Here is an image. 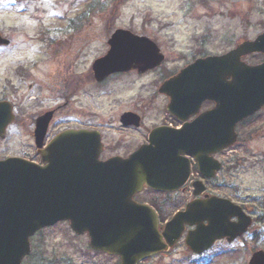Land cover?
Masks as SVG:
<instances>
[{
	"label": "water",
	"instance_id": "water-1",
	"mask_svg": "<svg viewBox=\"0 0 264 264\" xmlns=\"http://www.w3.org/2000/svg\"><path fill=\"white\" fill-rule=\"evenodd\" d=\"M110 36L107 53L92 64L97 82L117 73L143 74L164 59L145 37L125 30ZM8 44L0 34V47ZM256 53L264 55V32L225 55L196 60L158 89L159 94L170 97L171 112L185 101L194 105L204 100L214 102L212 131L218 135L210 141L213 151L234 143L235 126L264 107V62L252 66L241 61ZM8 114L7 105L0 103V137ZM212 114L206 115L208 122ZM125 117L134 119L130 114ZM50 118L51 112L36 120L38 147ZM99 142L96 132L65 131L48 144L42 155L43 167L20 158L0 161V264H21L30 254V238L58 222H67L76 235L86 234L91 249L118 256L121 264H138L173 247L186 224L195 229L187 234L185 244L197 254L216 240L234 241L250 226V219L237 206L230 205L227 216H222L218 202L210 200L189 204L158 235L152 209L135 203L132 197L144 186L166 190V184L177 181L166 172L174 164L181 165L179 172L183 169L186 179L187 164L178 157L185 151L186 139L178 131L158 129L150 134V144L128 159L104 162L97 159ZM231 217L237 222H227ZM248 264H264V253L255 252Z\"/></svg>",
	"mask_w": 264,
	"mask_h": 264
},
{
	"label": "rangeland",
	"instance_id": "rangeland-1",
	"mask_svg": "<svg viewBox=\"0 0 264 264\" xmlns=\"http://www.w3.org/2000/svg\"><path fill=\"white\" fill-rule=\"evenodd\" d=\"M117 29L154 41L168 61L164 65L177 70L191 61L192 53L223 54L263 32L264 0H0V33L11 41L0 48V101L18 105L22 120L62 105L53 133L61 123L79 122L80 109L98 112L107 144L117 142L118 127L112 121L116 110L134 108L149 115L162 109L157 72L113 77L101 85L90 78L82 92L75 87L73 78L91 71ZM259 59L253 55L246 61ZM17 67H23L22 77ZM244 129V151L241 145L236 148L241 154H234L233 163L244 162L233 168L231 189H244V204L254 210L248 232L197 257L179 244L146 264H248L252 254L264 252V110ZM140 132L130 139L136 145ZM26 135L13 126L0 142V154L32 152ZM30 242L32 254L22 264H119L116 257L91 253L87 240L62 223Z\"/></svg>",
	"mask_w": 264,
	"mask_h": 264
},
{
	"label": "flooded vegetation",
	"instance_id": "flooded-vegetation-1",
	"mask_svg": "<svg viewBox=\"0 0 264 264\" xmlns=\"http://www.w3.org/2000/svg\"><path fill=\"white\" fill-rule=\"evenodd\" d=\"M206 56H208L207 53L205 54L202 51H197L195 53H192L190 58L191 61L188 63H193L195 59L203 58ZM263 59L264 58L262 57L261 61ZM166 63H168V61L164 60L158 68L148 72H157V74H159L160 83L168 80L169 78L174 76V74H177L182 67H185L187 65V63H185L184 66L175 70L173 68L166 67L164 65ZM131 75L137 74L136 72H130V74L128 73L117 76L113 75L111 77H125ZM18 77H22V75H18ZM111 77H109L107 80H109ZM90 78V72H87L85 76H82L81 74L74 77V85L77 90L80 89L82 92V86L84 85V82L86 83L87 80H90ZM101 84L102 83L98 85ZM76 91L71 92L72 97L74 94H76ZM157 96L162 99V109L160 112H157V114H142V112L134 108L116 110L112 121H114V123L118 127V129H116L118 131V134L116 135L117 142H114L112 144H107V136L105 132H103L104 130H102L103 126H101V121H104V119H102L103 117L98 112H93L92 114H90L88 111L85 112L84 110L80 109V112H82L83 114H79L81 116V120H79V122H70V120L68 119L69 121L61 123L57 132L53 133L51 132V129L54 125L53 123L58 120V112L61 110L62 105L57 106L55 109L42 110L34 114L30 118L22 120L21 115L23 114H21L19 106L14 104V102L12 103L7 101L10 103L9 105H11L10 111L13 115V122L10 125H7L8 127L6 128L7 139L9 137V130L16 125L17 127L27 132L26 136H28L29 140L31 141L33 151L30 153L23 152L22 154L17 155L0 154V160L5 159L6 157H20L38 166L44 165V162H42V155H44V151L46 150L52 138L63 131L69 132L79 130L98 132L100 140L102 142V153H100L98 157L99 160L104 161L110 158L113 159L114 157L125 159L129 157L133 153V151L135 152L140 146L148 143V136L151 131L155 130V128H163L166 131L173 132L178 131L183 136V138L186 139L185 145H183L185 152H180L178 157L183 161V163L186 162L189 164L187 180L182 182L179 181V179L183 176V169L179 172V170L181 169V165L176 166L174 164V166L168 168V171L174 176L175 179H177V181L168 183L166 185L168 191L156 192L152 189L143 188L140 193H137L134 196V201L139 204L150 206L157 214L158 225H164L165 222H168L170 220L175 212L184 211L185 208L192 202L200 204L202 202L207 203V201L209 202L210 200H216L218 202L219 208L221 209L220 215L222 216H227V213L229 212L227 207L233 204L235 206H238L243 214H245L246 216H250V218L253 219L254 210L245 206L244 204V189H236L234 191L231 188L233 182V168L236 167L237 164L241 165L244 162L238 159L234 164L233 157L236 153L241 154L236 150V148H238L240 145L241 151H244V124L255 118V116H253L249 120H245L244 122L239 123L236 126L237 141L234 146L213 151L212 148H210L212 146V143L210 141L214 135H218L217 132L212 131L215 122V116L211 113L215 108L214 102L204 101L200 102V104L197 105H194L192 102H181V105L178 109L181 111H175L174 113H171L168 110V106L170 105V98L167 95L162 96L157 94ZM65 104H67V98ZM49 110H52L51 120L50 123H48L49 125L47 131L42 138L41 146L37 148L34 139L36 119L45 112L47 113V111ZM70 111H73L71 107ZM126 113H134L138 116V127H135L134 124H128V119L122 118ZM208 114H212L210 115V122H208L207 120L206 115ZM206 122H208L209 125H206ZM137 131H143V133L140 132L142 133V135L139 139L138 145H136L135 142L130 141V139L132 140V136H134ZM2 141H5V139ZM242 154L244 153L242 152ZM173 185H176L177 188H173ZM237 220L238 219L236 217H231L227 222L235 223L237 222ZM204 222L206 223V221ZM188 231H191L190 227L186 228L184 234H186ZM80 237H84V239H86L88 243L87 235ZM243 237L244 235L240 238ZM181 242L183 241H180V243L178 244H181ZM234 242L229 243L226 240H218L214 242V245L210 249V251L219 243L231 245ZM210 251H206L202 254H207ZM95 254L98 255L99 253ZM156 257L159 256H155L154 258Z\"/></svg>",
	"mask_w": 264,
	"mask_h": 264
}]
</instances>
